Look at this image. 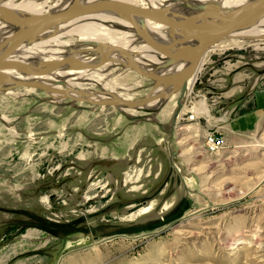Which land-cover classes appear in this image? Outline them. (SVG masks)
Segmentation results:
<instances>
[{
    "label": "rangeland",
    "instance_id": "374dc122",
    "mask_svg": "<svg viewBox=\"0 0 264 264\" xmlns=\"http://www.w3.org/2000/svg\"><path fill=\"white\" fill-rule=\"evenodd\" d=\"M247 36L208 50L183 97L180 88L163 109H134L137 120L122 107L55 104L57 95L38 89L0 94V207L60 223L85 216L78 227L89 229L54 235L0 212V264H264V130L242 147L209 154L203 146L206 133L224 129L227 106L264 80V42ZM116 74L108 84L121 98L142 100L152 86L133 71ZM187 193L189 208L177 220L118 233L170 217ZM142 199L150 213L128 219L136 214L128 203Z\"/></svg>",
    "mask_w": 264,
    "mask_h": 264
},
{
    "label": "bare ground",
    "instance_id": "6f19581e",
    "mask_svg": "<svg viewBox=\"0 0 264 264\" xmlns=\"http://www.w3.org/2000/svg\"><path fill=\"white\" fill-rule=\"evenodd\" d=\"M93 1L97 0H78L77 4H86ZM119 1L142 7L173 20H178L192 13L202 11L201 8L203 7L204 9L206 7V9L226 13L252 0H184L174 3L172 0H148L149 3H142L140 0L139 2L134 0ZM169 1H172V3ZM72 2L73 0H0V7L7 9L11 14L18 17L33 18L35 16H47L58 13L71 6ZM180 4L185 5L180 7ZM155 7H159L160 10H157ZM262 18L261 24L258 22L259 20H255L259 25L258 23L255 24L254 21L239 32H244V36L245 34L249 35L247 37L251 39L248 40L250 42H264V16ZM200 21L201 23H216L214 20L208 18H202ZM120 26L125 27L128 33H118L119 29L117 28ZM26 31V29L18 28L3 21L0 17V43H6L4 48L0 50V53ZM126 31L123 30V32ZM63 36L69 37V40L65 43H61L60 41L57 43V39ZM120 36L123 38H119ZM187 36L188 33L184 30L168 28L161 24L133 16L123 17L109 11H98L63 24L45 25L31 38L23 42L9 57V60L25 65L24 69L8 67L0 70V94H8L11 90L25 88V94L27 95L35 89L27 86L18 87L17 85L19 83H38L51 89L50 91H44L45 93L57 95L55 101H53L55 104H60V98L69 99L78 105L84 104L80 102L84 98L92 100H127L118 95L120 90L117 91L113 86L108 84L109 77L116 78V71L119 72L124 69L132 72L126 68V58L112 51L108 53L105 64L96 67L104 53L110 47L121 46L130 53L135 64L142 71L159 76L178 77L188 71L190 63L171 60L166 55L174 54L187 57L193 55L199 48V41H186ZM148 42L160 45L161 51L154 50L148 45ZM249 55L250 57H254L252 53ZM64 59L72 60L55 65L56 62ZM141 61L145 62L144 66H142ZM78 63H83L86 67H80ZM51 68L53 69L47 73L46 71ZM193 78H190L186 82L185 90H187V87L192 86ZM111 82H113V79ZM84 83L87 84V87H84ZM168 91L169 88L158 86L156 93L166 95ZM166 102V100L153 102L146 106L145 109L147 111L151 109H163L167 104ZM180 102L181 99L178 103L180 104ZM115 107L121 110V106L116 105ZM122 111L130 117L135 115L134 108H125ZM180 112L181 109L177 108V114H175L170 128L174 127V121ZM191 118L193 117L188 119ZM170 160L172 164L176 161L173 150L170 151ZM174 168L176 174L181 177L178 166ZM190 195L191 193H187L186 198L190 199ZM167 206L168 203L164 205L162 210L166 209ZM150 211L151 204L134 212L136 214L128 216V219H132L136 215L145 217L143 215L150 213ZM31 235L33 234L29 232L28 237H31Z\"/></svg>",
    "mask_w": 264,
    "mask_h": 264
},
{
    "label": "water",
    "instance_id": "95a60500",
    "mask_svg": "<svg viewBox=\"0 0 264 264\" xmlns=\"http://www.w3.org/2000/svg\"><path fill=\"white\" fill-rule=\"evenodd\" d=\"M78 0H73L71 6L68 8L54 14H50L47 16H35L33 18H22L11 14L7 9L0 7V17L3 21L12 24L18 28L26 29L27 31L18 37L9 47L4 49L0 53V70L8 67H19L23 68L25 65L22 63L11 61L9 57L19 48V46L31 38L34 34H36L41 28L45 25H55V24H63L80 18L82 16L95 13L98 11H109L113 13H117L123 17H136L144 20H149L153 23H158L168 28H177L180 30H184L188 33L186 37V41L189 40H197L199 41V48L198 50L191 55L190 57L184 55H174L168 54L166 57L171 60L176 61H186L190 63V67L188 71L178 77H171V76H159L154 73H148L142 71L136 64L135 61L132 59L130 53L121 46H113L110 47L106 53L102 56L99 63L96 67H100L105 64L107 55L109 52L115 51L120 56L126 58V67L131 69L135 74L138 76L148 79L152 82V86L149 92L145 95L142 100L132 101V100H92V99H81L80 102L85 104H90L93 106H121L127 109H141L142 112H147L145 109L146 106L152 104L153 102L167 100L172 96L177 89H182V97L184 96L185 84L186 82L194 77L198 67L206 52L213 48L216 44L221 42L224 39L229 38L230 36H234L240 30L244 29L246 26L258 20L262 16H264V0H252L239 7L232 9L226 13H221L216 10L212 9H205L197 13H192L188 16L182 17L178 20L170 19L166 16L151 12L147 9L142 7H138L136 5H132L130 3L119 1V0H97L86 4H77ZM202 18H208L214 20L216 23H201ZM6 43H0V50L4 48ZM154 50H160V45L148 42ZM72 59H64L62 61H58L55 65L63 64L66 62L71 61ZM80 67H86L83 63H78ZM51 69H48L46 72L49 73ZM18 87L27 86L32 87L34 89L42 90V91H50L48 87L45 85H41L38 83L27 84V83H19ZM158 86L163 88H169V91L166 95L158 94L157 89ZM57 92V91H54ZM60 94V93H58ZM181 97V98H182ZM179 102V101H178ZM179 109V103H178ZM175 114H177V110L174 113L173 118H175ZM133 120H137L138 117L133 116L131 117ZM170 164H172L171 160L169 159ZM132 213L140 210L143 208L145 203V199L138 200L137 202H129L128 205L133 204ZM189 208L188 198L183 197L182 202L179 205L177 211L172 214L170 217H166L161 219L156 223L145 225V224H138L127 226V227H120L118 228V233H125V232H133L139 233L144 231H152L158 228H161L165 225L170 224L174 220L180 218ZM0 212L5 214L11 215H21L36 221V227H39L44 232H51L52 234H60L61 236L70 235L77 232L86 233L89 229H82L80 226L85 220V216H80L74 219L71 222L67 223H60V222H52L45 219L40 218L28 211H21V210H10L4 209L0 207Z\"/></svg>",
    "mask_w": 264,
    "mask_h": 264
},
{
    "label": "crops",
    "instance_id": "0c3cea01",
    "mask_svg": "<svg viewBox=\"0 0 264 264\" xmlns=\"http://www.w3.org/2000/svg\"><path fill=\"white\" fill-rule=\"evenodd\" d=\"M195 78L196 75L194 81ZM226 114L224 129L210 131L221 135L227 148L245 146L254 135L264 130V80L251 93L228 105ZM178 169L180 171V165ZM190 180L192 181L191 177H185V180L183 178L185 185L191 183ZM259 185H264V178Z\"/></svg>",
    "mask_w": 264,
    "mask_h": 264
},
{
    "label": "built area",
    "instance_id": "2783aa9c",
    "mask_svg": "<svg viewBox=\"0 0 264 264\" xmlns=\"http://www.w3.org/2000/svg\"><path fill=\"white\" fill-rule=\"evenodd\" d=\"M203 146L207 153L215 154L225 149V141L221 135L213 131L206 133L203 138Z\"/></svg>",
    "mask_w": 264,
    "mask_h": 264
},
{
    "label": "flooded vegetation",
    "instance_id": "af4514ba",
    "mask_svg": "<svg viewBox=\"0 0 264 264\" xmlns=\"http://www.w3.org/2000/svg\"><path fill=\"white\" fill-rule=\"evenodd\" d=\"M163 207H164V206H163ZM162 209H163V208H162ZM162 209H161V210H162Z\"/></svg>",
    "mask_w": 264,
    "mask_h": 264
}]
</instances>
